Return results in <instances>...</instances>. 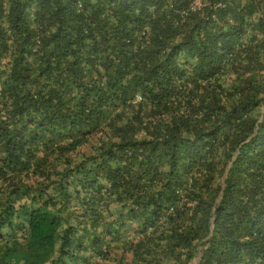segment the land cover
Wrapping results in <instances>:
<instances>
[{"label":"trees","instance_id":"1","mask_svg":"<svg viewBox=\"0 0 264 264\" xmlns=\"http://www.w3.org/2000/svg\"><path fill=\"white\" fill-rule=\"evenodd\" d=\"M0 264H264V0H0Z\"/></svg>","mask_w":264,"mask_h":264}]
</instances>
